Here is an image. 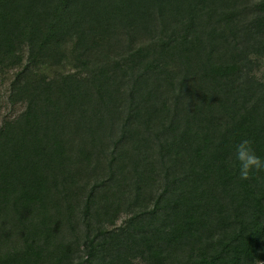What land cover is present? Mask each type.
<instances>
[{"label": "trees", "instance_id": "obj_1", "mask_svg": "<svg viewBox=\"0 0 264 264\" xmlns=\"http://www.w3.org/2000/svg\"><path fill=\"white\" fill-rule=\"evenodd\" d=\"M264 0H0V264H264Z\"/></svg>", "mask_w": 264, "mask_h": 264}, {"label": "clouds", "instance_id": "obj_2", "mask_svg": "<svg viewBox=\"0 0 264 264\" xmlns=\"http://www.w3.org/2000/svg\"><path fill=\"white\" fill-rule=\"evenodd\" d=\"M228 163L235 168L241 180H247L253 171H264V157L257 154L247 138L234 144Z\"/></svg>", "mask_w": 264, "mask_h": 264}, {"label": "rangeland", "instance_id": "obj_3", "mask_svg": "<svg viewBox=\"0 0 264 264\" xmlns=\"http://www.w3.org/2000/svg\"><path fill=\"white\" fill-rule=\"evenodd\" d=\"M264 65V59H263ZM16 69L0 71V124L6 117H13L23 109L22 103L12 104L9 101L10 82ZM136 264H142L137 262Z\"/></svg>", "mask_w": 264, "mask_h": 264}]
</instances>
